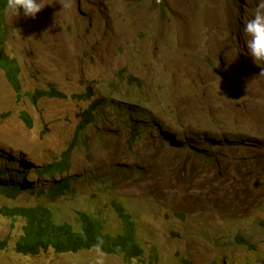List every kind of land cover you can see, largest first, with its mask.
<instances>
[{
	"label": "rangeland",
	"instance_id": "rangeland-1",
	"mask_svg": "<svg viewBox=\"0 0 264 264\" xmlns=\"http://www.w3.org/2000/svg\"><path fill=\"white\" fill-rule=\"evenodd\" d=\"M43 3L35 19L12 21L4 9V53L23 92L53 84L84 97L16 100L0 68V169L25 171L21 193L0 192V207L44 201L55 223L74 228L83 210L116 234L123 210L113 202L122 203L144 256L108 253V264H264V65L243 32L255 3ZM67 149L68 166L36 172ZM65 176L68 189L58 184ZM23 224L0 211V264H89L94 255L17 253Z\"/></svg>",
	"mask_w": 264,
	"mask_h": 264
},
{
	"label": "trees",
	"instance_id": "trees-1",
	"mask_svg": "<svg viewBox=\"0 0 264 264\" xmlns=\"http://www.w3.org/2000/svg\"><path fill=\"white\" fill-rule=\"evenodd\" d=\"M6 0H0V68L4 71L5 77L13 88L16 100L26 97L31 103H35L41 97L58 98H83L84 94H66L58 91L53 84H49L46 89H34L23 92L20 79V68L13 57L4 53V30H3V11ZM20 118L24 123L31 127L32 121L29 114L25 111L20 112ZM86 126V121L81 120L78 131ZM70 149L63 152L59 162L50 163L42 168H37L38 174L54 173L59 166L66 167ZM25 171L21 169L9 170L6 167L0 169V192L10 199H15L24 188L23 179ZM70 179L68 177L60 178L58 184L64 185L68 189ZM55 190V188L53 189ZM116 209L123 211L122 230L112 234L105 229L104 223L100 217L89 214L85 211L77 212L78 228H74L69 222L55 223L51 207L44 201H39L28 205L2 206V214L24 219L23 230L16 242L15 249L17 253L24 255H37L48 249H53L56 253L74 251L82 247L90 248L95 243L97 235H103L105 239L104 250L109 254H120L124 261L130 263L134 260H140L144 256V250L137 238V229L134 220L125 212L120 202H113ZM87 234V241L79 235L80 230ZM155 257L149 258V264H154ZM146 263V260L143 261ZM190 264H193L189 261Z\"/></svg>",
	"mask_w": 264,
	"mask_h": 264
},
{
	"label": "clouds",
	"instance_id": "clouds-1",
	"mask_svg": "<svg viewBox=\"0 0 264 264\" xmlns=\"http://www.w3.org/2000/svg\"><path fill=\"white\" fill-rule=\"evenodd\" d=\"M251 2L255 3V7L252 18L244 24L243 32L248 37L246 45L254 63L264 65V0H251ZM44 6L43 0H6L5 14L12 21L21 13L24 17L35 19ZM79 235L87 241V234L82 229ZM104 246V236L97 235L95 243L91 246L94 255L89 264H108L109 254L104 250Z\"/></svg>",
	"mask_w": 264,
	"mask_h": 264
},
{
	"label": "bare ground",
	"instance_id": "bare-ground-1",
	"mask_svg": "<svg viewBox=\"0 0 264 264\" xmlns=\"http://www.w3.org/2000/svg\"><path fill=\"white\" fill-rule=\"evenodd\" d=\"M238 114H240V111L238 112Z\"/></svg>",
	"mask_w": 264,
	"mask_h": 264
}]
</instances>
